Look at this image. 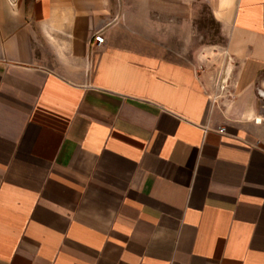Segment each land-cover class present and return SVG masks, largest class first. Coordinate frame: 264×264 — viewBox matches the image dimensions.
I'll list each match as a JSON object with an SVG mask.
<instances>
[{
	"label": "crops",
	"instance_id": "1",
	"mask_svg": "<svg viewBox=\"0 0 264 264\" xmlns=\"http://www.w3.org/2000/svg\"><path fill=\"white\" fill-rule=\"evenodd\" d=\"M0 264H264V0H0Z\"/></svg>",
	"mask_w": 264,
	"mask_h": 264
},
{
	"label": "rangeland",
	"instance_id": "2",
	"mask_svg": "<svg viewBox=\"0 0 264 264\" xmlns=\"http://www.w3.org/2000/svg\"><path fill=\"white\" fill-rule=\"evenodd\" d=\"M197 21L198 36L196 38L197 43L195 47L197 49H205L204 60L200 71L201 73H205V75H207L209 83L213 85V94L215 98L219 100L221 97L228 96L226 90L229 86L231 76L230 74L228 75L225 83H223V77L227 67L230 66V60L224 54L222 49L224 43L221 30L212 20V17L209 15L205 6H203L198 13ZM221 81L223 87L221 85Z\"/></svg>",
	"mask_w": 264,
	"mask_h": 264
},
{
	"label": "built area",
	"instance_id": "3",
	"mask_svg": "<svg viewBox=\"0 0 264 264\" xmlns=\"http://www.w3.org/2000/svg\"><path fill=\"white\" fill-rule=\"evenodd\" d=\"M103 43H104V38L102 37V35L100 34V32L98 31V32H96V33H94L93 35H92V40H91V44L92 45H94V46H96V47H100V46H102L103 45ZM230 98H232V95L230 94V95H228ZM257 122H259V120H257ZM217 131L219 132V133H224L225 132V128L224 127H219L218 129H217Z\"/></svg>",
	"mask_w": 264,
	"mask_h": 264
},
{
	"label": "bare ground",
	"instance_id": "4",
	"mask_svg": "<svg viewBox=\"0 0 264 264\" xmlns=\"http://www.w3.org/2000/svg\"><path fill=\"white\" fill-rule=\"evenodd\" d=\"M222 85V87H223V84H221Z\"/></svg>",
	"mask_w": 264,
	"mask_h": 264
}]
</instances>
